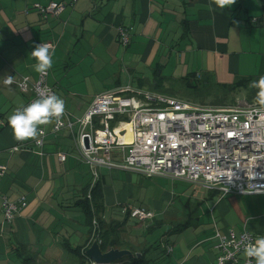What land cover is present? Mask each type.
<instances>
[{
    "label": "crops",
    "instance_id": "obj_1",
    "mask_svg": "<svg viewBox=\"0 0 264 264\" xmlns=\"http://www.w3.org/2000/svg\"><path fill=\"white\" fill-rule=\"evenodd\" d=\"M50 2L62 4L58 17L43 18L33 8L34 4L46 6ZM209 5L210 0H0V166L5 168L0 176V264H18L12 251L19 246L38 259L50 258L54 250L61 257L60 252L67 253L68 247H82L89 227L76 202L82 199L81 189L95 181L101 186L104 207L97 216L105 222L120 221L123 212L139 208L152 212L155 221L169 225V219H176L186 202L175 180L164 177L145 179L136 172L102 167L95 170L94 180L68 130L54 134L51 124L42 126L40 146L35 144L39 136L16 141L8 118L17 108L27 106L32 94L29 90L20 92L13 84L6 86L4 80L27 78L30 86L34 84L39 73L30 53L39 44L52 45L53 66L46 74V83L58 97L61 93L65 112L75 121L94 97L86 104L68 98V77L51 75L58 70L65 73L73 58L82 66L106 68L119 63L117 74L111 76L114 92L138 89L132 87L144 78L137 75L143 71L150 74L154 68H161V74L171 61L176 64L173 75L207 72L219 84L238 78L256 81L264 76L262 1L236 0L224 10L212 5L213 11ZM121 32L128 35L125 47L118 41ZM84 58L91 62L86 64ZM58 154L64 156V162L58 160ZM228 197L212 207L210 215L213 209H220L212 229L189 243L180 240L177 253L171 242L161 238L168 241L163 249L166 258L149 254L155 261L150 264H213L217 255L213 233L231 230L232 218L239 212L236 207L222 206ZM22 200L25 206L6 221L3 201L19 205ZM90 210L96 213L92 207ZM77 212L83 214V221ZM130 222L134 220L129 218L125 226L129 246L148 244L144 229L151 221L128 231ZM256 227L250 229L247 224L236 233L246 229L257 238L264 237V218H259Z\"/></svg>",
    "mask_w": 264,
    "mask_h": 264
},
{
    "label": "built area",
    "instance_id": "obj_2",
    "mask_svg": "<svg viewBox=\"0 0 264 264\" xmlns=\"http://www.w3.org/2000/svg\"><path fill=\"white\" fill-rule=\"evenodd\" d=\"M33 8L43 18L58 17L63 10L57 2L34 4ZM118 41L125 47L128 35L121 32ZM5 80L6 86L13 84L22 93L29 90V104L40 98L42 90L54 93L46 75L39 74L31 86L27 78L11 84ZM51 126L54 134L68 130L94 180L97 168L120 169L145 179L164 177L195 184L218 192L221 199L261 196L264 205V107L259 105L198 106L127 88L96 95L81 118L71 121L64 112L61 122L54 121ZM43 137L44 132L35 141L37 146L42 145ZM57 156L64 162L63 155ZM4 171L0 166V176ZM24 206L23 200L19 205L3 201L4 219L11 221ZM127 212L130 219L142 224L154 218L144 209L130 208ZM256 238L246 229L238 233L215 231L217 255L213 264H249L244 248Z\"/></svg>",
    "mask_w": 264,
    "mask_h": 264
},
{
    "label": "trees",
    "instance_id": "obj_3",
    "mask_svg": "<svg viewBox=\"0 0 264 264\" xmlns=\"http://www.w3.org/2000/svg\"><path fill=\"white\" fill-rule=\"evenodd\" d=\"M264 6V2H263ZM185 28V27H184ZM160 68H154L151 72V80L137 79V88L146 87L150 93L162 95L164 97L178 99L184 101L185 99L191 101L192 104L198 106H209L216 108H227L240 104L241 106H255L256 89L249 87L252 79L238 78L234 79L230 84L216 83L210 73L201 72L188 73L183 77L176 79V83L181 87L178 90H165L163 85L168 82L167 78L160 76ZM211 92V94H210ZM207 94V99L202 100V94ZM244 94L242 101H238L237 97ZM180 96L181 98H177ZM195 99L202 100L196 102ZM185 102V101H184ZM82 199L76 202V206L80 207L81 212L86 218V225L89 227L88 240L82 247L70 248L67 253L73 255L77 259V264H90V261L85 257V251L92 244L93 241L98 243L101 253H105L111 249L127 250L131 253V257H123L118 263L120 264H150L155 262L148 257L152 250L159 248L161 238L167 239L171 236H181L189 232L195 233V230L204 225L205 220L210 216L212 207L220 200V195L216 191H205L201 200L187 199L180 208V213L176 219H169L166 221L169 225H165L163 220H151L145 229V235L154 234L156 229L162 226H168V230L160 234L159 240H155L153 244H140L139 246H129L128 243H120V235L125 231V226L129 220V213L123 212L120 221L110 220L105 222L103 217L97 216V212L104 210L102 205L101 186L95 181L92 185L87 184L81 189ZM88 195V198L86 197ZM89 201V203H88ZM90 207L95 210L93 215ZM92 220L93 225L91 224ZM154 220V221H153ZM93 231V233H91ZM91 234H93L91 236ZM214 234V233H213ZM256 235V234H255ZM198 235L197 237H199ZM257 236V235H256ZM165 242L168 244V241ZM158 243V244H156ZM165 244V245H167ZM157 248H155V246ZM14 258L19 264H39L38 257L29 253L23 246L13 249ZM166 251L162 250L159 255H165ZM138 255V256H137ZM150 256V255H149Z\"/></svg>",
    "mask_w": 264,
    "mask_h": 264
},
{
    "label": "rangeland",
    "instance_id": "obj_4",
    "mask_svg": "<svg viewBox=\"0 0 264 264\" xmlns=\"http://www.w3.org/2000/svg\"><path fill=\"white\" fill-rule=\"evenodd\" d=\"M262 3L264 2V0H261ZM75 59V58H73ZM70 59L71 64L68 65V70H66V72L64 73L62 70H58L57 74L55 72H52L51 75L53 77L58 78V76L62 79H65L68 77V98L77 101V102H82V104H86L89 103V101L95 97L96 95H100L103 94L107 91H116V90H112L114 88V85L112 83V73L117 74V67L119 65V63H112L111 66L108 67H99V66H94V65H85L82 66V63L80 64V62H76L77 60H73ZM85 61L86 64L90 63V59L88 58H84L83 59ZM113 64H115L114 66H112ZM173 69H176V64L174 61H171L168 63V65L165 68H162L161 74L160 76L167 78L168 82L163 85V87L165 88V90H169L170 88H172L173 90H178L180 89V85L176 83V79L179 78V75H173L174 73L172 72ZM122 70V68H121ZM161 70V68L159 69ZM172 74V75H171ZM177 74V73H176ZM124 75V74H122ZM139 77H143L146 80H151V73H147L145 71H143V73L140 75H137ZM59 78V79H60ZM65 82V80L63 81ZM132 88H137L132 87ZM65 90V89H64ZM134 90V89H133ZM139 90L141 92H149L148 89L146 87H142L141 89H136ZM59 91V90H58ZM60 94V98L62 99V95ZM211 94V92H210ZM57 95V94H56ZM58 96V95H57ZM177 98H181L180 96H178ZM187 98V97H186ZM183 99L185 102L192 104L191 101H188ZM202 100L207 99L209 97H207L206 93L202 94ZM242 95L237 97L238 101H242ZM196 102H200L202 100H198L195 99ZM208 100V99H207ZM194 105V104H192ZM165 184L170 183V180H164ZM175 185H177L178 187V191L182 192L184 194V199L186 201V199L188 197H191V199H195V200H201L205 194L202 187L200 186H195L193 184L181 181V180H175ZM186 183V184H184ZM166 189H169V186L166 187ZM222 206H224V208H228V209H232V207H236L238 209V214H236L235 216H233L232 218V223H234V226L230 227L231 230H233L234 232H237L239 230H241L244 226H246L247 224L249 225L250 229H254V228H258L256 227V225L258 224L259 218H264V205H263V201H262V197L261 196H239V195H230L227 199H225V201H223ZM219 208L217 209H213L212 213L210 216L207 217V219L204 222V225L197 228L195 230V233L189 232L188 234H182L181 236H171L168 237L167 240L169 242H171L173 245L172 247H174L172 250H174V253L178 252L177 249V244L180 240L185 239L186 243H189L191 240H195L197 239L198 235H201L202 233L209 231L210 229L213 228L214 224L217 222V217L219 215ZM79 213V212H77ZM79 219H81L83 221V214L79 213ZM142 223H138L136 221L133 222V224L130 222L129 223V227L127 230L130 231V229H135L138 225H141ZM141 227H143V225H141ZM138 229V227H137ZM168 230L167 226H162L159 227V229H156L154 234L152 235H145L144 236V240L148 243V244H153L155 242V240H159L160 234L162 232H165ZM127 234V233H126ZM129 235V234H128ZM137 237L139 238V232L137 234ZM166 237V236H165ZM130 236L125 235V231L120 235V243H127L129 240ZM161 242V246L156 249V250H152L151 252V256L152 255H156L159 254L160 251H162L163 249L166 248L167 244L165 242V240L160 241ZM158 244V243H156ZM155 246V245H154ZM73 248V247H72ZM155 248H157L155 246ZM58 251V250H57ZM57 251H53L51 254L50 258H40L37 259V263L39 264H77V259H75V257L73 255H69L66 252H64L63 250L60 252V254H62L61 257H59L58 252ZM149 256V255H148ZM162 257V256H161ZM14 258V257H13ZM163 258L165 259V255L163 256ZM12 258H10L11 260ZM15 259V258H14ZM13 264V263H10ZM19 264V262H18ZM156 264H164V261H159Z\"/></svg>",
    "mask_w": 264,
    "mask_h": 264
},
{
    "label": "clouds",
    "instance_id": "obj_5",
    "mask_svg": "<svg viewBox=\"0 0 264 264\" xmlns=\"http://www.w3.org/2000/svg\"><path fill=\"white\" fill-rule=\"evenodd\" d=\"M236 0H210L209 11L215 9L224 10L233 5ZM54 48L48 44H39L30 53L35 60V72L46 75L53 66ZM13 82L12 77H7L6 84ZM250 88L256 89L255 103L264 107V76L253 81ZM65 112V102L50 90H42L40 98L33 100L27 106L17 108L8 118V126L13 138L18 142L36 139L43 135L42 126H47L54 121L61 122ZM245 257L249 258V264L254 260L255 264H264V237H258L254 242H248L244 248Z\"/></svg>",
    "mask_w": 264,
    "mask_h": 264
},
{
    "label": "water",
    "instance_id": "obj_6",
    "mask_svg": "<svg viewBox=\"0 0 264 264\" xmlns=\"http://www.w3.org/2000/svg\"><path fill=\"white\" fill-rule=\"evenodd\" d=\"M83 146L84 148L88 147L87 138L83 139ZM131 256V253L127 250L111 249L105 253H101L96 241H93L85 251V257L92 264H117L121 258Z\"/></svg>",
    "mask_w": 264,
    "mask_h": 264
},
{
    "label": "bare ground",
    "instance_id": "obj_7",
    "mask_svg": "<svg viewBox=\"0 0 264 264\" xmlns=\"http://www.w3.org/2000/svg\"><path fill=\"white\" fill-rule=\"evenodd\" d=\"M122 141H128V139H122Z\"/></svg>",
    "mask_w": 264,
    "mask_h": 264
}]
</instances>
